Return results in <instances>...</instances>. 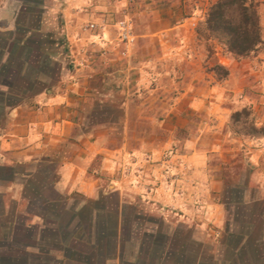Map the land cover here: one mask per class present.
Instances as JSON below:
<instances>
[{
    "label": "crops",
    "instance_id": "crops-1",
    "mask_svg": "<svg viewBox=\"0 0 264 264\" xmlns=\"http://www.w3.org/2000/svg\"><path fill=\"white\" fill-rule=\"evenodd\" d=\"M112 1L0 0V36L22 30L43 40L36 59L15 58L8 46L0 45L4 47L0 52V226L18 222L28 230L36 245L28 251L40 262L175 264L176 260L167 261L161 254L169 249L172 253L165 242L173 243L174 236L139 229V218L129 217V211L138 215L147 208L192 229L195 245H211L207 254L220 259L226 253L223 240L232 221L220 199L226 185L215 178L208 161L210 152L226 160L223 145L218 140L209 150L199 137L179 139L177 118L184 113L183 100L196 112L222 114L218 118L239 106L264 114V48L258 56L228 67L230 75L220 84L223 88L204 95L197 88L202 80L197 63L187 60L184 66L180 59L192 51L194 42L173 36L186 31L193 34L194 29L176 26L161 32L166 55L158 78L151 74V64L149 76L140 79L128 73V67L117 74L116 63L93 52H102L104 46L110 49L102 33L83 29L85 22L110 17L115 10ZM34 22L36 31L30 30ZM59 36L68 41L69 52L64 51L66 44ZM154 79L160 87L148 90V95L141 87L136 90V82L141 86ZM182 82L188 84L180 90ZM238 97L242 101L233 104ZM105 106L111 113L120 110L122 118L99 119L97 114ZM159 113L162 118L152 116ZM137 116L143 120L141 133L133 129ZM156 128L166 131V139L152 133ZM172 148V162L183 158L187 171L168 182L162 170ZM134 156L144 167L139 184L134 183L135 170L126 173L123 169ZM247 158L252 173L238 185L247 198L264 201V150L254 148ZM114 195L119 198L114 204L102 207L99 203ZM34 201L43 212L34 210ZM105 212L115 218L101 217ZM76 215L90 226L86 228L90 234L80 232L77 240L73 237L80 226ZM106 225H110L109 235L103 233ZM262 231L264 239V225ZM155 238L165 240L162 247L154 245Z\"/></svg>",
    "mask_w": 264,
    "mask_h": 264
},
{
    "label": "rangeland",
    "instance_id": "rangeland-1",
    "mask_svg": "<svg viewBox=\"0 0 264 264\" xmlns=\"http://www.w3.org/2000/svg\"><path fill=\"white\" fill-rule=\"evenodd\" d=\"M217 1L218 0H113L111 4L115 10L112 12V15L95 22L100 27H103L104 33L101 32V35L102 37L104 36L105 42L109 44V46L111 45L112 48L110 46V49H107L105 48L107 46H104L102 47V53L96 51L93 52H95V54L99 53V55H103L105 59L116 63L117 70L114 71V73L122 75L127 70L126 67H128L130 68L128 73L133 75L134 78L140 79L142 76H149L147 74L149 71L147 67L151 64L153 70L151 74H155L154 78H158V74L161 72L160 69L162 68V58L166 55V45L161 39V36L164 35L161 32L165 29L176 26L193 27V34L190 33V31H186L184 34L181 32L180 34L174 33L173 35L176 38H178V36L181 37L180 41L185 39L190 41L191 39L194 42L192 51L189 49L188 52L183 55L181 54L182 57L180 59L184 63V66L187 65V60L193 59L197 63L196 72L199 75V79H202L199 80L197 88L201 93L205 95L208 91L213 90L216 87L220 90L223 88L220 84H222L225 80H219L218 76L214 73L213 67L215 64L219 63L227 68L231 67L233 69V66H237L238 63L258 56V52L245 59L234 58L227 53L222 44L209 39L207 34L199 37L198 31L206 19L208 10ZM259 3L262 24V17L264 19V0H259ZM34 4L37 5L39 3ZM44 4H52V2L44 1ZM120 20H127L132 26L134 41L127 56H124L123 54L125 47L119 40L116 28L117 23ZM85 23L87 25L91 22L88 21ZM31 25V27L36 30L37 24L34 22ZM263 25L264 24H262L264 37ZM15 32L17 31H14L13 33ZM91 33L94 34L95 32L92 31ZM57 39L60 40L61 36ZM67 42L68 41L66 40V43ZM174 42L178 41L176 40ZM66 48L69 49L67 44ZM263 48L264 43L260 50ZM54 72L55 67L51 73ZM183 73L186 74L185 71ZM137 84L138 82L135 83L136 90L141 87L143 88L142 91H145L147 95L148 90L160 87L159 80L157 79L152 80L151 83L147 82L141 86H138ZM187 84L188 82H182L179 89L187 87ZM215 90L217 91V89ZM182 92H184V90H182ZM240 101H242V98H233L232 103L236 104ZM117 103L120 105V97L117 99ZM155 105L159 109L160 101L158 100ZM181 105L184 113L179 115L180 117L178 116L179 118H177L179 127L177 130V137L179 139L199 137L201 138L200 142L203 146L207 147L209 150H212V144L214 142L221 140L226 160H221L217 152H210L208 166L209 169L214 172L215 178L223 180L226 185L220 199L225 204L228 203L227 219L230 221L233 218V214L239 215L237 219L235 217V220H239L238 223H233V221L230 222L232 227H234V225L235 227L237 226L240 234L248 233L255 238H259L263 235L264 201H256L254 199L247 198V194L243 189L236 190L234 186L240 183V181L243 182L248 180L251 175L253 167L249 163V159L247 157L250 150L254 148L264 150V135L255 137L238 135L236 132L240 129V127L233 126L231 122V116L235 111L223 114L224 119L218 118V116L222 115L219 113L209 115L206 112H196L189 109L185 100L182 101ZM245 107L251 110L257 126L264 127V114H255V110L252 107ZM242 108L244 107L239 106L237 110H241ZM110 110L111 108L105 106L101 110V113L97 114V117L102 120H120L122 118L123 114L120 110L117 112L114 111L113 113H111ZM152 116L159 118L161 115L159 113L153 114ZM160 118H162V116ZM133 121V129L135 133H141L143 120L137 116L133 119ZM152 133H154L158 138L166 139V131L161 128L154 129ZM240 141L244 142V146L242 148ZM174 148L170 149V151L166 153L164 160L171 154ZM136 158L137 157L134 156V159L131 160V162L129 160V163L125 164L123 169L126 173L135 170L137 178L134 183L139 184V176L143 174L142 172L144 167L141 164H138ZM162 171L163 179L169 182L170 178H168V168L164 167ZM171 175H173L172 172ZM118 199L119 198L114 195L112 197L101 199L99 203H103L102 207H106L107 204H114L118 201ZM141 199L144 200V198ZM37 203L34 201L32 204L34 206V210L37 212H43L44 210H42L40 204ZM105 213L102 214L101 217L106 219L114 217V214ZM128 214L132 219L135 217L139 218L137 221L139 229L148 230L152 233L162 231L167 234H172L174 236L172 239H174L173 244L175 245L173 247L175 249L178 248L180 243H186L188 245V250L191 249L187 252L190 255L192 249L196 248L194 245L195 243L191 240L192 229H188L187 226L177 222L174 217L160 215L149 211L147 208L140 211V214L138 215H135L132 211H129ZM87 217L88 215H86V218ZM64 219L68 220L67 217ZM214 231L216 234L218 233V230L214 229ZM153 248L154 247H151V249ZM198 249L207 253V251H209V249H213V247L211 245L200 244Z\"/></svg>",
    "mask_w": 264,
    "mask_h": 264
},
{
    "label": "trees",
    "instance_id": "trees-1",
    "mask_svg": "<svg viewBox=\"0 0 264 264\" xmlns=\"http://www.w3.org/2000/svg\"><path fill=\"white\" fill-rule=\"evenodd\" d=\"M259 6V0H218L209 8L198 35L202 37L207 34L209 39L222 44L227 53L234 58H248L259 52L264 43ZM31 14L34 12L31 11ZM30 30L36 31L33 27ZM28 32L30 31L17 30L15 33L2 34L0 45L8 46L11 55L15 58L30 56L36 59L38 54L36 56L35 54L41 53L38 46L43 43V40L39 36L28 35ZM61 42L65 44V37L61 39ZM15 47L16 50H13ZM1 49L0 52H3ZM64 51L68 52V49L65 47ZM213 71L219 80H226L230 75V70L219 63L215 64ZM231 122L233 126L240 127L236 132L238 135L251 137L264 135V127L257 126L251 110L247 107L235 111L231 116ZM239 186L237 184L234 188L239 190L241 189ZM226 205L228 206V203ZM238 216L233 214L230 221L238 223L239 220H235ZM76 217H78L80 226L73 234L75 240L78 239L80 232H83L84 236L90 234L86 231V228L90 226L84 224L85 222L79 216L76 215ZM103 229L105 230L103 233L109 235L110 225L104 226ZM238 230L235 225L228 229L223 240L226 253L220 259L210 257L206 252L199 250L200 244H194L197 247L192 249L190 255L187 252L191 249L188 250L186 243H180L175 249L173 247L175 244L155 238L154 245L162 247L165 242L166 250L171 247L172 253L170 249L167 253L160 250L162 256L167 257V261L176 260L175 264H264V239L261 236L255 238L248 233L240 234ZM32 244L34 243L31 242L28 230L18 222L7 221L6 225L0 226V264H51L50 260L46 262L44 259L40 262L33 258L32 253L28 251L29 248L36 246ZM236 250H240L239 255L231 256V252ZM173 252L178 256L173 255Z\"/></svg>",
    "mask_w": 264,
    "mask_h": 264
},
{
    "label": "built area",
    "instance_id": "built-area-1",
    "mask_svg": "<svg viewBox=\"0 0 264 264\" xmlns=\"http://www.w3.org/2000/svg\"><path fill=\"white\" fill-rule=\"evenodd\" d=\"M117 32H118V37L121 43L124 45L125 50L123 51L124 56H127L131 45L133 44L134 37L132 33V26L127 20H120L117 23ZM86 32H103L104 29L103 27H100L97 23L91 22L87 25L84 26L83 28ZM103 41L105 42L104 36L102 37ZM103 52V51H102ZM101 52V53H102ZM175 155V153L172 151L169 156L166 157L164 160L166 163V168H168L169 173H168V178H170V181H176L178 180V175H184L187 171V165L186 162L184 161L183 158H177V160L172 162V157ZM171 172L173 175H171Z\"/></svg>",
    "mask_w": 264,
    "mask_h": 264
}]
</instances>
